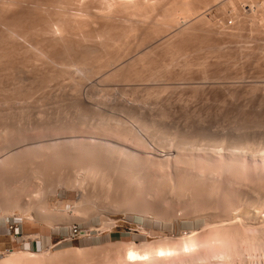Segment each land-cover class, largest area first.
<instances>
[{
	"label": "rangeland",
	"instance_id": "rangeland-1",
	"mask_svg": "<svg viewBox=\"0 0 264 264\" xmlns=\"http://www.w3.org/2000/svg\"><path fill=\"white\" fill-rule=\"evenodd\" d=\"M258 14L246 32L255 49ZM206 47L159 58L143 81L116 84L103 72L94 92L82 86L84 109L55 93L90 66L70 76L58 73L62 62L26 64V90L44 69L61 78L20 103L0 98V264H264V58ZM131 247L151 258L130 261Z\"/></svg>",
	"mask_w": 264,
	"mask_h": 264
},
{
	"label": "bare ground",
	"instance_id": "bare-ground-1",
	"mask_svg": "<svg viewBox=\"0 0 264 264\" xmlns=\"http://www.w3.org/2000/svg\"><path fill=\"white\" fill-rule=\"evenodd\" d=\"M247 2L250 6L249 10L246 9ZM260 12H264V0H0V85L1 83L2 85H4L3 83L4 81H6V84L4 85L6 86V88L2 87V89L0 87L2 89L0 90V98L7 104L9 102H14L15 104L16 102L20 103L19 101L22 102V100L30 98V96L33 95V90H38L41 87L44 88L47 86V83H50V81L61 78L60 75L55 73L56 71H50V73L53 74H47V69H44V71L42 70V68L41 70L44 72V74H41L40 77L36 76L39 79L37 80L39 81L37 82L38 85L35 86L33 84L35 87H31V89L26 90V64L29 62L39 63L42 61L46 63L50 68L53 65L56 66L57 63L62 62L61 69H59L60 71L58 73L61 72L62 74H70V76L71 73H69V71H73L72 66L73 68L74 66H77L75 67L76 70L74 69V72L78 70L81 71L82 68L90 66L91 68L88 67V71L86 70L87 72L84 71L85 69L81 71V77L78 76V78L80 79H77L79 81L76 80L77 82L72 83L69 80L72 84L71 87H69L68 85L69 88H66V85H63L62 82L60 84L61 88L58 86L60 89L56 87L58 89L57 91H60L55 93L56 96H58L60 93L67 95L71 93L69 95H71L70 98L73 97L71 98L73 99L72 103H74L75 106H77L79 109H84L86 103L85 100L87 99H85L86 96H83L82 93L84 90L82 86L84 84L87 83L89 90L93 91L97 89L96 85L97 87L98 84L101 85L98 79L102 78V80L111 81L116 84L119 82L129 83L130 81L136 82V80H146L156 74V71L153 68L159 62V58H161L160 61H163L162 58L166 57L168 59L169 57L171 59L182 58L183 61V58H187L188 55L190 56V53L192 51L196 53L195 50H201L200 48L202 46H207L211 50L217 49L218 52L220 51L219 54L225 58L227 56L230 57L231 55L236 58L245 59L252 58L253 55H256V57L258 56L259 58H264V47L259 46V48H257V46L255 45L257 48L255 49L253 47L255 43H253V45L249 44L246 33L250 28H247V24L249 22L248 20L253 17H256L257 19L258 15H260L258 13ZM254 20L255 18L253 19V21ZM229 21H231V24H233V26L229 25ZM261 25L259 26L261 27ZM262 27H264V25H262ZM246 39L248 41H246ZM128 58H135V62L136 59L138 61L139 58L138 62L140 63H135ZM186 60L187 59H185V61ZM64 61L68 62L69 64L65 63ZM79 65H83V67H80ZM42 66L45 67L44 64H42ZM157 67L156 69L158 70ZM187 67L189 66L187 65ZM27 68L29 69V67ZM103 72L105 73V75L102 74ZM160 72L162 73V70H160ZM75 74L76 73H74V75ZM100 74H102L103 76H101V78H98V76L100 77ZM53 75H58L60 77L54 78L56 76ZM63 77L65 78L66 76L64 75ZM163 81H165V79ZM105 85L106 84L102 86ZM106 88L109 89L107 86ZM110 89L109 91L111 92L112 90ZM102 90H104V88ZM52 91L50 92L51 94L56 92V90L53 92ZM33 92L35 93V91ZM106 92L108 91L106 90ZM63 94L62 96L60 95V98L63 99L64 97L65 99H67V95L63 96ZM3 104L5 105V103ZM141 120L144 121V123L141 122L142 125H146L147 121L143 119ZM185 141L182 140L183 143H186ZM187 143H189L188 140ZM216 143L218 144L217 141ZM234 146L232 145V148H236ZM229 148L231 147H228V149ZM91 149H93V147ZM94 149L92 151L89 150L91 152V154H89V157L90 155H93L94 159L95 157H98L100 160V158H102L103 156L100 155L101 151L97 152ZM98 150H100V148ZM119 166L117 165V168ZM87 169L89 172L94 170L93 164H91V162H88ZM182 239L184 238L182 237ZM186 239L188 240V238ZM183 244L185 245L184 241ZM159 251L164 252L165 250L160 249ZM37 254L38 253L35 252L31 253L32 256H37ZM150 256L151 255L149 253H142V251L140 252L134 247H131L126 254L127 259H129L130 261L142 259L143 257L151 258Z\"/></svg>",
	"mask_w": 264,
	"mask_h": 264
},
{
	"label": "built area",
	"instance_id": "built-area-1",
	"mask_svg": "<svg viewBox=\"0 0 264 264\" xmlns=\"http://www.w3.org/2000/svg\"><path fill=\"white\" fill-rule=\"evenodd\" d=\"M81 232H82V229L78 225H73L70 228V238L77 239L78 237H80ZM16 234H19V232H17Z\"/></svg>",
	"mask_w": 264,
	"mask_h": 264
}]
</instances>
